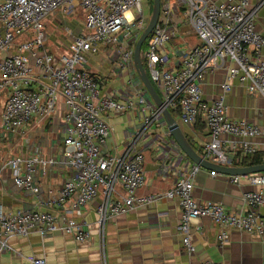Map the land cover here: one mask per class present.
Returning a JSON list of instances; mask_svg holds the SVG:
<instances>
[{"label": "built area", "instance_id": "2783aa9c", "mask_svg": "<svg viewBox=\"0 0 264 264\" xmlns=\"http://www.w3.org/2000/svg\"><path fill=\"white\" fill-rule=\"evenodd\" d=\"M144 0H0V129L12 134L33 119L53 114L57 102L64 105L62 118L61 164L71 170V177L44 205L62 208L73 199L77 211L102 195L98 207L99 223L162 198L176 199L180 208L177 227L183 250L195 251L191 227L199 219H208L222 228L218 240L227 242L226 230L246 233L264 243V216L256 213L264 203L261 191L242 194L249 208L245 213H230L222 205L195 201L191 195L192 179L200 171L169 139L161 114L140 82L134 67L133 50L147 26L143 15ZM160 14L142 54L149 80L177 123L204 126L209 140L202 146L205 160L233 166L243 157L258 153L251 140L264 137V128L227 117L226 98L237 82L250 95L264 97V35L256 29L255 18L264 0H160ZM81 11L83 33L73 38L59 54L44 49V20L55 12ZM182 28H186L184 32ZM187 35L196 43L190 47H170ZM105 53L114 69L127 74L128 90L121 98L102 93L104 78L86 66L90 56ZM225 72L220 92L204 101L201 85L208 75ZM135 113L139 125L119 154H110L107 142L112 128L106 114ZM153 130L157 137L144 148L138 142ZM224 137L232 138L224 140ZM236 139V140H235ZM226 144V146H224ZM145 145V144H144ZM149 147L161 152V172H180L173 187L162 195H139L145 185V152ZM178 149V150H177ZM199 154V153H198ZM200 155V154H199ZM52 159L15 156L7 160L14 186L33 196L41 194L34 176L54 166ZM238 166V165H237ZM216 176L214 172H210ZM249 184L264 185V176L245 177ZM237 183L240 177H230ZM123 190L117 196L115 186ZM117 196V197H115ZM75 211V212H76ZM61 231L76 242L89 241L88 232L73 218L58 217L40 209L0 211V253L12 250L8 240L37 234L47 237ZM26 264H46L34 257ZM192 264H214L210 261Z\"/></svg>", "mask_w": 264, "mask_h": 264}, {"label": "crops", "instance_id": "0c3cea01", "mask_svg": "<svg viewBox=\"0 0 264 264\" xmlns=\"http://www.w3.org/2000/svg\"><path fill=\"white\" fill-rule=\"evenodd\" d=\"M258 1L251 0V5H256ZM255 23L256 29L264 35V6L257 12ZM183 31L186 32L187 29ZM190 36L192 35L184 38L189 37L190 40ZM111 60L102 52L90 56L86 68L104 78L102 93L112 92L119 99L128 90V77L127 74L116 71ZM224 80L225 72L221 70L205 77L201 85L204 101L210 102L217 97L219 86ZM226 105L227 117L230 120H243L264 128V97L250 95L244 87L233 82ZM63 115L64 105L60 99L52 115L44 119H33L22 130L6 135V147L0 148V211L9 214L17 210L40 209L58 217L73 218L83 231L89 233L90 239L85 244H79L72 235L61 231L47 237L37 234L13 237L8 240L12 250L0 253V264H26L34 257L43 258L46 264H192L205 261L214 264H264L263 242L240 231L226 230L228 239L222 244L218 240L222 228L208 219L193 222L191 234L195 251L188 255L183 250L181 236L177 231L180 208L175 198H162L127 214L108 218L102 224L99 223L97 211L103 202L102 195L82 207L78 213L73 199L68 200L59 209L44 205L72 175L71 170L61 164ZM177 117L175 114L174 118ZM106 119L112 128L106 149L110 154L116 155L122 152L134 135L140 118L135 113L121 116L108 113ZM178 124L192 147L203 155L202 146L209 140L204 126L190 127ZM156 133L150 130L144 139L138 142V149L144 148L146 144L151 145L149 141L157 137ZM231 139L224 137V140ZM251 143L257 146L258 153L264 158V137H257L251 140ZM162 154L156 148L146 149V181L138 191L139 195H162L179 179L180 172L175 175V169L167 175L162 174ZM15 156H35L56 162L54 166L47 168L45 173L39 168L36 170L34 179L40 185L39 197L17 189L12 182L10 170L3 168L4 163ZM236 160L233 158V166L238 165ZM257 174L264 176V172ZM192 185L191 195L195 201L220 204L230 213H245L249 210L242 201L244 192L261 191L264 197V185H251L245 177H240L238 182L234 183L230 176H212L210 171L202 167L192 179ZM115 193L117 196L124 194L118 185L115 186ZM256 213L264 216V203L257 208Z\"/></svg>", "mask_w": 264, "mask_h": 264}, {"label": "water", "instance_id": "95a60500", "mask_svg": "<svg viewBox=\"0 0 264 264\" xmlns=\"http://www.w3.org/2000/svg\"><path fill=\"white\" fill-rule=\"evenodd\" d=\"M160 0H152V9L149 22L137 40L134 50H133V60L136 74L142 83L146 93L149 95L155 106L161 111V114L166 123L169 135L174 140L178 148L183 152L189 161L193 164L202 167L210 172H214L219 175H227L230 177H246L248 175L263 173L264 164L255 165V166H222L211 161L205 160L198 152L192 147L184 133L182 132L181 127L169 113V111L163 107L160 96L156 92L153 84L149 80V77L146 73V70L143 67L141 59V48L146 39L150 36L155 25L157 24L158 17L160 14Z\"/></svg>", "mask_w": 264, "mask_h": 264}, {"label": "rangeland", "instance_id": "374dc122", "mask_svg": "<svg viewBox=\"0 0 264 264\" xmlns=\"http://www.w3.org/2000/svg\"><path fill=\"white\" fill-rule=\"evenodd\" d=\"M143 15L147 16L149 22L151 9H152V0H144L142 2ZM83 23L84 18L81 11H75L73 13L66 12H55L51 16L47 17L43 22V31L45 35L44 49L49 53L59 54L66 50L68 43L75 37L80 36L83 33ZM186 30V28H182ZM188 38H183L179 43L172 42L174 44L172 48L179 47H190L195 45V38L190 36ZM170 44V45H172ZM146 47V42L142 45L141 57ZM145 68V67H144ZM6 136L0 129V148H5ZM114 154V153H113ZM4 155V154H2Z\"/></svg>", "mask_w": 264, "mask_h": 264}, {"label": "trees", "instance_id": "16d2710c", "mask_svg": "<svg viewBox=\"0 0 264 264\" xmlns=\"http://www.w3.org/2000/svg\"><path fill=\"white\" fill-rule=\"evenodd\" d=\"M142 64H143V67H145L144 69L146 70V65H145L144 61L142 62ZM153 86H154L156 92L158 93L156 86L155 85H153ZM260 164H264L263 155L260 153H256L252 156L243 157L241 159V162H238V165H241L242 167L255 166V165H260Z\"/></svg>", "mask_w": 264, "mask_h": 264}]
</instances>
